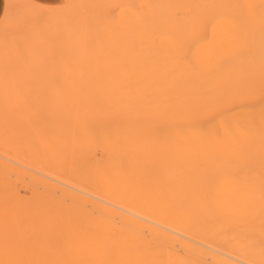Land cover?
Instances as JSON below:
<instances>
[{
  "label": "bare ground",
  "instance_id": "1",
  "mask_svg": "<svg viewBox=\"0 0 264 264\" xmlns=\"http://www.w3.org/2000/svg\"><path fill=\"white\" fill-rule=\"evenodd\" d=\"M98 1L102 5V13H95L93 12L95 9H90V13L79 24L80 26L69 30L57 26L63 22L61 17L54 19L50 15L44 17L43 10L26 5L21 7L20 13L28 18L24 24L27 27L30 26L28 33L34 31L30 41L36 46H29L28 43L26 49L30 54H22L27 50L18 47V41H15L6 45L8 48L6 52L12 55L13 63L16 59L15 63L20 61V65L26 66L28 70V66L34 62L32 61V55H34L33 60L38 61L37 66H39L33 72V77L0 78V97L11 96L13 99L19 93L23 94L25 91L24 94L29 95L28 93L32 91L30 92L32 95L35 92L38 98L42 96L40 100H44L43 97L49 99L48 103L50 104L51 101L53 109L52 107L46 109L41 105L45 111L36 114L35 107L39 105L35 104L33 110H30L35 111V113L31 112L35 118L29 112H27L28 115L25 112L26 116H24L22 110H25L27 105L24 103L29 100L26 98L24 100L19 95V98L21 97L19 101L16 100L19 99L16 96L15 101H18L16 104H22L23 108H17L21 111L20 113H17V110L15 112L22 117L17 118L15 112L11 111V114L8 109L5 110L12 116L10 120L7 118L9 123H12L14 115L15 122L13 121L12 124L14 127L17 126L13 129L10 127L11 131L6 129L8 133L4 131L5 136H2L5 139L7 136L15 137L17 131L14 130L17 129L19 132L32 127L33 131L34 126V133L30 131L31 129L22 130L21 134L29 133V131L33 133L29 134L30 136L26 134L27 142L30 140L31 143L34 141L31 140L32 138L39 136L35 143L33 142L34 147L44 150L43 152L48 156L51 152L55 153L52 156L54 160L59 159L56 154L67 157V165H64L67 169H63L62 164H59L60 160L66 162L64 158H61L62 155L61 159L54 161L57 166L53 169L52 163L51 166L47 165L50 157L41 156L42 150L38 152L33 148L34 154L29 155L31 157L35 155L36 159L47 158V162L42 161L46 164V169L44 167L42 169L44 164L41 167L38 166V162L39 165L42 163L38 161L32 164L37 165L35 170L32 168L37 175L29 171L32 174L29 177L22 171L23 176L29 177L28 181L33 180L39 186V190L36 189L37 185H34L36 187L34 189L31 187L30 191L27 189L30 192L28 195H31L35 202L33 226L36 234L37 253L35 254L39 258L45 255L46 259H48L47 256L50 259L44 261L40 258L43 261L41 262L37 257L41 262L39 264L48 261H51L50 264H106V262L119 264L118 262L122 260L128 264L127 259L131 264H166L162 261L165 258H162V255L165 253L161 255L159 251L161 248L158 246L156 254L154 244L155 248L150 245V249L153 248L154 252L147 249L148 244L144 245L146 248L140 245L139 250L133 248V251L137 250V253L143 252L144 259L138 256L141 260L138 259L139 262L136 263L138 261L135 259L136 252L132 254L130 252L132 248L125 252L126 245L131 244L128 242L131 232L126 237L128 243L125 241V236L123 237V243L126 245H120L122 242L118 244V246H125L124 252L120 249V252L116 251L113 255L116 243L122 240L114 237L112 242L110 241V245L106 246L107 250L112 249L114 245L115 247L112 249L113 253L109 250L111 253L109 257L119 254L105 261L109 251L102 252L103 219L100 197H102L103 183L111 175L156 176L157 173L188 176L205 173L207 175L209 172L213 173L211 172L213 170L214 173L217 169L223 171L220 168L222 166L218 168L219 164H214L217 159L231 160L235 157L234 160H237V157L242 156L243 160L248 161L246 158L250 157L252 150L248 147L240 150V145L245 147L251 141L249 139L252 135L246 131L250 127L253 129L260 127L264 132V77L257 72L258 67L247 54L252 35L249 32L250 24L257 15L264 12V0H157L158 5L164 9L169 2L173 5L171 62L168 60L167 33L163 29L157 31L151 29L152 0H131L132 2L123 0L124 3L121 0H111L112 2L109 0L108 6L105 4L107 0ZM119 3L123 4L122 8L118 7ZM11 4L12 0H6L8 8ZM117 10L119 13L120 11L128 12V15L123 12V17L126 14L125 18H120V14L118 15L121 28H118ZM108 12L109 15L106 16ZM131 13H133L132 16ZM110 15L113 16L111 19L118 21L116 25L115 21L109 19ZM121 19L126 20H124L125 25L122 24ZM42 22L53 25L48 30L39 31L37 26ZM108 24L111 30L108 29ZM103 25L105 26L101 27ZM123 26H126V30ZM184 26H188V29L185 30ZM121 29L123 31L120 32ZM36 96L33 97L36 99ZM23 122L30 127L24 126ZM22 123L23 128L18 126V124L22 126ZM35 125L36 129L38 126L37 130ZM204 128L217 129L213 130L214 132L211 129L205 135L207 145L204 149H200L199 134L204 131L202 130ZM218 129L222 131L218 132ZM216 130L218 131L215 132ZM9 133L10 135H7ZM34 134L35 137H33ZM3 137L0 138L1 148H3L2 144L7 143ZM21 138L19 136V139ZM259 138L261 140V136ZM13 139L10 141L12 142ZM219 139L222 141L216 143ZM16 140L15 138L12 145H16ZM25 143L24 145L27 144ZM28 144V148L24 147L22 151L27 150L31 153L29 148L33 146ZM17 146L16 148L20 147ZM89 146L92 147L90 153ZM43 148L50 152H45ZM95 149L99 151L98 156L94 155ZM7 151H10L9 148ZM8 154L10 156V152ZM19 155L22 158V154L19 153ZM24 156L26 155H23L22 159ZM30 156L27 155L29 160ZM201 156H204V163H200ZM11 159H13L12 156ZM15 161L24 164L23 161ZM26 164H29L27 160ZM11 166L15 165L11 163L5 167L9 169ZM23 166L27 167L25 164ZM242 166L244 167L242 170L247 168L244 163ZM12 167L10 172L14 171ZM38 167L43 172H40ZM75 168H80L79 171L83 170L84 177H74L71 171ZM224 169L227 168L224 167ZM238 171L243 172L240 168ZM46 172L51 176H60L63 182H54V179L45 175ZM73 185L85 189L88 192L86 196L75 194ZM26 186L24 185L21 189L26 190L24 188ZM133 237L130 236V239ZM132 246L134 247L129 245V247ZM158 254L161 256L160 260L157 259ZM7 256L4 255L6 258ZM124 256H126L125 259H123ZM130 257L133 258V263ZM2 259L4 258L1 257L0 260ZM3 261L0 263L6 264V260ZM10 262L13 263V261ZM220 263L213 261L208 264Z\"/></svg>",
  "mask_w": 264,
  "mask_h": 264
},
{
  "label": "rangeland",
  "instance_id": "2",
  "mask_svg": "<svg viewBox=\"0 0 264 264\" xmlns=\"http://www.w3.org/2000/svg\"><path fill=\"white\" fill-rule=\"evenodd\" d=\"M108 1L109 0L106 1L107 2L105 3L106 5L108 4ZM122 1L123 0H121V2ZM110 2L112 1L110 0ZM152 3L153 4H152V9H151V15H152L151 29L152 31L163 29L167 33V39H168L167 47L169 49L168 60L169 62H171L173 58L172 53H171L172 32H173V28H172L173 5L171 4V2H169L164 9L162 8V6L160 7V5H158L157 0H152ZM61 4L62 5L60 6L48 7V6L34 4L30 2L29 0H12V4L9 8H8V5H6L7 9L5 8V4H4L5 10H3V14L0 18V78H3L5 76H8L10 78L33 77L32 76L33 72H35V69H38V66H39V65L37 66L38 61L33 60L34 55H32L33 56L32 61L34 62L32 63V65L28 66L29 67V70H28L26 66L24 67L23 65H20L21 64L20 61L15 63L16 59L14 60V63H13L12 55H8V52H6V50L8 49L6 48V45L8 46L10 43H13L15 41H18L19 43L18 47H22L24 50H27L25 51V53H22V54H28V55L30 54L28 52V49H26L28 47L26 46L28 43H29V46H32V47L36 46L34 42L30 41L32 38L31 36L33 35L32 32L34 31H30V34L28 33L30 26L27 27L26 25H24L28 21V18L24 14L20 13L21 7H24L26 5L27 7H30V8L36 7L40 10H43L44 17H48V15H50V17H53V19L56 17H61L63 22L59 25L57 24V26L58 27L61 26L62 29H66V30L79 27L80 26L79 24L83 22L84 21L83 19H85L87 15L90 13V9H95L93 11L95 13H100L102 11V5L98 0H62ZM120 4L121 3H119V5ZM116 6L118 5L116 4ZM121 6L123 7V4L118 7L122 8ZM131 7H132V4H131ZM131 7L129 8L131 9ZM127 11L126 12L123 11V12L127 13L128 15ZM109 12H110V9H109ZM109 12L106 14V16L109 15ZM123 12L120 11L119 13L118 11L116 13L114 11V13H116V19L118 21L121 17L125 18L126 14L123 17ZM132 12L134 11L132 10ZM166 12H167V15H166ZM111 13H112V10H111ZM132 14L133 13H131V16ZM118 15L120 16L119 19H118ZM100 16L102 17V15ZM111 16L112 15H110L109 19H111ZM109 19L108 20L105 19V20H107L108 22ZM111 20L115 21L114 19H111ZM124 20H122L123 21L122 24H124V22L126 21ZM118 21H115L114 24L116 25V22ZM104 24H106V22H104ZM52 25L53 24H45V22H42L41 25L39 24L37 26V29H39V31L48 30V28H50V26ZM109 25L110 24H108V27ZM118 25H119L118 28L122 27V26L120 27L121 25L120 21ZM263 25H264V12L260 15H257V17L251 21L249 32L253 33L254 29L256 30L262 27ZM104 26L105 25L101 27H104ZM125 28L126 26L124 27V29ZM108 29H110V27ZM184 29L185 30L188 29V26H184ZM121 31H123V29H121L120 32ZM117 32H119V29L117 30ZM257 51H259L261 67L256 63V61L252 57L253 54L257 53ZM247 54L258 67L257 72L261 76L264 77V64H263L264 62V35L260 39L257 38L254 41V43L252 42L251 51H250V42H249V46L247 47ZM183 70L184 69H182V71ZM30 92L29 93L27 92L29 95H25L24 94L26 93L25 91L23 92L24 95L22 93H19L18 95H16L18 98L20 95L21 97H23L22 99L24 100L28 99L30 101L29 102L26 100V102L24 101L25 103L23 102L25 105L27 104L26 106H28L27 109L25 106V110L24 109H23L24 111L22 110V112L24 113L22 114L24 116H26L27 112L35 113V111H30V110H33L35 104L39 105L35 107L36 114H38V112L45 111L44 108L47 109V108L52 107L53 109V104H51V101H50V104L48 103L49 99H47L46 97H43V99L44 98L45 99L40 100L42 99L41 98L42 96L41 97L39 96L40 98L39 99L38 96H36L35 92H34V95H32ZM33 96H36L37 98L35 99V97ZM15 97L13 99L11 98V96L10 97L9 96L0 97V136L1 137H3L2 135H4L3 134L4 131L6 132L7 130L11 131L10 127H12V129L14 127L12 124L13 121L15 122L14 115H13L12 123H9V120L12 119L11 118L12 116L10 115L11 111L12 113H14L17 110V113H20L21 111H19V109L17 108H23L21 107L22 104L20 105L16 104V102L18 103V101H15ZM21 97L16 100L20 101ZM46 99L47 101L45 104L44 102ZM39 101H43V102H39ZM43 103L46 106H44ZM41 105H43L44 108L41 107ZM38 108H39V111H37ZM7 109L8 111H10V113L5 111ZM6 112L7 114H5ZM17 113L15 112V114L17 115V118L22 117L21 114L19 115L20 116L19 117ZM41 116H42V113L40 114V117ZM34 118H35V115H34ZM6 119L8 120V124H7ZM24 119H27V117H24ZM30 122H31V126H33L32 121ZM168 122L169 121H167V123ZM23 123H25L24 126H26V122H23ZM23 123L21 124L22 126H20L19 125L20 121H19L18 126L23 128ZM42 123L43 122H41V125H43ZM8 125H9V128H8ZM14 125H16V123H14ZM37 125H38V122H37ZM16 126L14 128H16ZM27 126H29V124ZM251 128L252 127H250V129L246 131L252 135V136L250 135L251 138L249 139L251 141L246 140V141H249L248 142L249 145H245V147L243 145L242 146L240 145L241 148L239 146H235V147H239L240 150H242V148L246 149L248 147L249 150H252L251 152L252 154L254 153V155L251 154L250 157L247 156L246 159L248 161L243 160L242 156H240L241 159L240 157H237V160H234L235 157H233L231 160L229 159L221 160L222 158L215 160L214 164L216 165L219 164L218 168L220 166L222 167L224 166L225 168H227V169H224V167L223 168L220 167L221 169H223V171L220 169L218 171L217 169L215 173L213 170L211 171L213 172L211 174L209 172V174L206 173L207 175H205V173L203 172L204 175L200 173L202 175H198V176H188V175H182V174L180 175H160L158 173L157 175L159 176H157L156 174H155L156 176H151L147 174L139 175V176L137 175L136 176H130V175L108 176L103 183L102 197H100L101 199L100 203L102 205V219H103L102 227H101L102 252L107 250L108 245H110L109 244L110 241L112 242V239L114 237L120 238V240L122 241L118 239V241L120 242L116 243V247L115 245L112 247V249H114V247L115 249L118 248L116 250L114 249L113 255H115V252L119 251L120 249L122 251V249L125 246L122 247L120 245L124 244L123 237L125 236L126 243L131 242V244L128 243L126 245L125 243L124 245H126L127 250L125 251L124 250L125 248H124L123 252L124 251L127 252L129 251L128 249L132 248V251L130 252L133 254V252L135 253L137 251V250L133 251L135 248L139 250L140 245L146 248V246L144 245L148 244L149 247L147 246V249L154 252L153 248L156 247L155 253L157 254L158 253L157 249H159L158 248L159 246L161 248L159 249V251H161V255L162 253L163 254L165 253L164 254L165 256L162 255V258L165 257L164 260H162V258L161 260L166 264L168 263L178 264L179 261H180L179 264L182 262H183L182 264H208L213 261L214 263H217V262L220 263L221 261L220 264L222 263L223 264H264V137L262 138V136L264 135V132L261 130L260 127H259L260 129L258 127H254V129L253 128L251 129ZM27 129L25 128V130L23 129L22 130L27 131ZM29 129H31L30 130L31 132L35 131L34 126H33V131H32V127ZM35 129H36V125H35ZM37 129H38V126H37ZM205 129L206 130L208 129L209 131L208 130L206 131ZM211 129L204 128L202 129L204 131L200 132L199 134V140H200L199 144H201L200 149H204L207 145L205 144L207 143L205 142L207 141V138L205 135H207L210 132V130L213 131L217 128H211ZM258 129L260 130V132L258 131ZM22 130H20L19 132L17 129L14 130V131H17L15 132V134H17L18 137L17 135L15 137L14 136L6 137V139L10 138L11 140L13 139V137L14 139L16 138L17 140H19L20 145L17 140L15 143L16 145H12L14 144V139L11 142L10 139L6 140L4 137L3 139L7 141V143L2 144L3 148H1V144H0V259L1 257L4 258L0 261L4 262L3 260H6L5 262L6 264H11L10 261H13L12 264H39L43 262L41 261L40 258H42V260L44 259V261L46 258L44 257L45 255L44 256L39 255L40 256L39 258L38 255L35 254L36 234L33 228L34 223H35V202H34L33 197L31 195H28V193H30L29 192L30 189H32L31 187H33L34 189L36 188L34 187V185H37V184H35L33 180L31 181H28V180L30 177L29 175H32L31 173H33V175H37V173L34 171L35 170L34 168H37V165L34 164L36 165L34 166L32 164L37 163L38 161H40L41 163L44 160H46L45 162H47L48 159L45 158L42 160L39 156L38 158L40 159H36L34 158L35 155L33 157L29 155L32 153L34 154V152H32L33 148H35L38 152L39 150H42V149L38 150L36 147H34V143H35L34 141L36 140L37 137L34 139L29 138L32 141L34 140L33 141L34 143L33 142L30 143V140L27 142L26 134H28L27 136H30L34 132L31 134L29 131V133L24 132V134H21ZM218 130H216L215 132L222 131L220 129ZM225 131L227 132L226 129ZM12 133L14 134V132ZM253 133L255 136L253 135ZM7 135H10V133ZM21 135H23L22 138H21ZM202 135H203V138H202ZM19 136L21 139H19ZM260 136H261V140L259 138ZM33 137H35V134ZM252 137H255V138L252 139ZM257 138L258 140H256ZM221 141L222 140L219 139L218 142L216 141V143H219ZM252 141L253 143H250ZM2 142L4 143V141ZM25 142L33 146L29 148L31 149L30 150L31 153L27 150H23V151L28 152V154L22 151L24 147L28 148ZM36 142H39V141H36ZM21 143L23 145L25 143L26 145L23 146ZM17 145L21 147V150H20L21 152L19 151L20 147L16 148ZM39 145H36V146L40 148ZM4 147H7V148H4ZM8 148L10 151H7ZM10 148L12 149V151ZM17 150L19 152H17ZM254 150L256 151V153ZM43 151L44 150H42L41 153ZM46 151L50 152L48 149L47 150L45 149V152ZM91 151H92V147L89 146L88 152L90 153ZM258 151H260V153ZM7 152L8 153L10 152V156ZM38 152H35V153H38ZM93 152H94V155L96 154L95 156L99 155L98 153L99 151L97 149H95ZM19 153L22 154L21 156L22 158H23V155H26L24 156V159L20 158ZM257 153L260 155H258ZM27 155L30 156V160L32 161L28 159L29 157H27ZM43 155L48 156L47 153L45 154L44 152L41 156ZM54 155L55 153L51 152V154L48 156V158L50 157V161L47 162V165L49 164L51 166V163H52L53 166H51V168L53 167V169H55L57 165L54 164V161L59 160L61 158H64V161L66 160V162L64 163L63 160H60L59 164L61 163L62 167H64V165L65 166L67 165L66 156H63L61 154L62 157L60 158L61 155L56 154V156L59 157V159L56 158V160H54L55 158L52 157ZM11 156L13 159L17 161L18 160L23 161L27 167L23 166L24 164H22V162L21 163L19 161L16 162L15 160L11 159ZM46 156H43V157H46ZM201 157L202 158H201L200 163H204L203 161L204 156H201ZM16 158H19V159H16ZM35 159H36V162H35ZM26 160L27 162H29L28 165L26 164ZM5 162H6V165H5ZM10 162L12 163L13 166L14 165L18 166V167L11 166L12 169H14V171L12 170L11 172H10L11 167H9V169L8 167H5L7 166V164L11 165ZM55 163L57 164V162ZM243 163H244V166L246 165V167L250 171L249 170L247 171V168L242 170V168H244L242 166ZM37 164L40 167L42 166V164H44L45 166H42V169L44 168L46 169V164L44 162H42L41 165H39V162ZM59 164H58V167L60 168L61 166H59ZM40 167H38V169L41 170L40 172H43V170ZM32 168L34 170H32ZM239 168L243 172L238 171ZM63 169H67V167H64ZM75 170L73 169L71 171V173L75 175L74 177H84L85 173H83V170L79 171L81 170L80 168H75ZM22 171H23V174L26 172L29 177L26 174H25L26 177L23 176ZM45 175H48L49 177L54 179V182H57V183L63 182L60 176H51L47 172L45 173ZM21 180H23L25 184ZM78 181H81V180H78ZM26 182L27 183L31 182L33 184L31 183L27 184ZM24 185H27L26 187H24L26 190H24L23 188L21 189V187H23ZM38 187L39 186L37 185L36 189L39 190ZM72 187L74 188L73 192L77 195L85 197L86 193H88L85 189L79 186L73 185ZM27 189L29 191H27ZM126 233H129V234H126ZM127 235H130L131 237L135 236L131 238L132 240L134 239L133 241L135 242L132 243L133 241H130L131 240L130 236H129L130 240L128 239V242H127L126 240L127 239L126 237H128ZM139 238L141 240H139ZM121 242L122 244H120ZM141 242H143V244ZM118 244L120 245L118 246ZM153 244L155 245V247ZM129 245H134V247L133 246L129 247ZM150 245L151 247H153L152 249H150L151 248ZM112 249L109 248L107 251L111 250V252L113 253ZM109 253L110 251L107 253L108 254L107 260L105 261H108V259L112 257V256L109 257ZM11 254L13 258L12 256H10ZM4 255H8L7 258L4 257ZM128 255H129V252H128ZM159 255L160 254L157 255L158 256L157 259L160 260L161 256ZM117 256H113V257H117ZM133 256L134 255H132V257ZM138 256H140V258L141 256L143 257V252H138V253L136 252L135 254L136 258L135 257L133 258L138 260L140 259ZM9 257L11 260L9 259ZM37 257L40 259L41 262L39 261ZM125 257L126 256H124L123 259H125ZM47 258L49 259L48 256ZM133 258H131L132 263L134 261ZM48 259H46V261ZM141 259H144V257ZM127 260L126 261L128 262V264H131L129 259ZM122 261L118 263L126 264L125 260L123 261V263ZM50 262L48 264H50ZM138 262L139 260L136 263ZM47 263L44 262V264H47ZM107 263L108 262H106V264Z\"/></svg>",
  "mask_w": 264,
  "mask_h": 264
},
{
  "label": "crops",
  "instance_id": "3",
  "mask_svg": "<svg viewBox=\"0 0 264 264\" xmlns=\"http://www.w3.org/2000/svg\"><path fill=\"white\" fill-rule=\"evenodd\" d=\"M29 1L34 3V4H38V5H42V6H48V7H55V6L62 5L61 4L62 0H29ZM4 4L6 7V0H0V18L3 14V10H5ZM263 35H264V25L262 27L256 29V30L254 29L252 36H251V40H250V51H251V47H252V42L254 43V41L257 38L260 39ZM252 57L256 61V63L260 66L261 64H260L259 51H257V53H255V54H253ZM263 64H264V62H263Z\"/></svg>",
  "mask_w": 264,
  "mask_h": 264
}]
</instances>
